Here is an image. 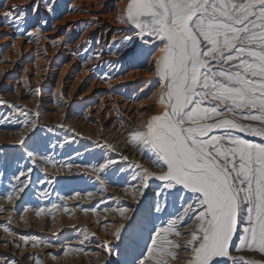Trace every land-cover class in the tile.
Segmentation results:
<instances>
[{"label": "snow or ice", "instance_id": "1", "mask_svg": "<svg viewBox=\"0 0 264 264\" xmlns=\"http://www.w3.org/2000/svg\"><path fill=\"white\" fill-rule=\"evenodd\" d=\"M117 3L122 5L115 8L117 22L133 34L113 35L105 46L107 52L118 61L131 48L133 59H142L151 74L139 92L150 85L154 89L144 97L152 100L151 107L141 104L138 109L140 122L120 125L126 144L151 165L119 154V160L132 170L133 183L124 191L131 193L136 207L119 206V197L109 198L117 207L101 208L105 200L91 208L77 205L85 214L99 209L114 216L108 221L106 215L101 225L110 239L82 228L74 243L17 233L9 215L0 224L5 234L0 247L16 251L0 254V264H23L18 256L32 264H47L40 251L29 249H60V255L49 254L54 264H65L70 253L93 257L88 264H264V0ZM4 6L0 26L12 28L16 38L26 36L27 43H32L48 26L43 17L54 16L58 4L57 0H27L8 7L5 0ZM98 23L94 16L88 26ZM91 43L88 38L79 48L85 54L83 64L96 61L95 67L118 71V63L103 60L104 50L90 53ZM100 78L106 83L120 79L108 73ZM28 82L25 77L24 83ZM28 91L42 96L39 86H29ZM135 102L141 103L140 99ZM4 107L8 111L0 110V123H18L15 131L27 135L14 142L21 155L12 161L0 149V200L11 205V211H19L26 227H32V220L24 216L29 210L37 219L55 220L50 210L73 214L66 204L54 202L53 194L61 202L95 198L92 191L61 196L56 187L61 170L87 176L98 184L97 191L108 192V175L117 160L104 154L99 162L86 164L69 162L72 157L58 158L56 150H63L68 139L45 143L41 138L29 149L27 141L41 129L52 133L53 128L42 124L39 110L0 97V109ZM57 127L75 131L66 122ZM95 144L107 152L116 151L103 137ZM117 171L123 174L125 168ZM29 195L35 205L25 202ZM9 211L0 204V213ZM53 235L58 238L60 233ZM93 238L98 252L88 250Z\"/></svg>", "mask_w": 264, "mask_h": 264}, {"label": "rangeland", "instance_id": "2", "mask_svg": "<svg viewBox=\"0 0 264 264\" xmlns=\"http://www.w3.org/2000/svg\"><path fill=\"white\" fill-rule=\"evenodd\" d=\"M90 1H92L91 5L88 4ZM26 2L27 0H7V6L10 7L12 4H26ZM57 4L58 7L54 16L45 15L43 17L48 20V26L39 35V39H34L32 43H27L28 38L26 36L16 38L12 28L0 26V67L5 66L4 70L7 71L8 77L15 80H24L25 77L28 80H33L35 77H40V79H45L50 82L48 86L56 89L59 80L58 77L62 69L67 68L64 74L66 82H74L75 77L81 74L83 70L89 71V68H92L93 70L90 71L92 74L87 75V77L81 80L78 86L76 85L73 94L74 99L76 100L87 93L95 80H98L102 86L93 89L90 93L88 92L90 99L83 102L86 103L85 106L78 107L82 113L85 112V107L99 105L100 100L110 94L114 95L113 98L119 104V107L123 106L126 102L138 104L135 102L137 99H140L142 102L140 104H146L147 102L149 105H152V100L144 99V97L150 95L151 91L154 90L151 88V85L145 89L144 93L139 92V89L144 86L145 82L151 79V76L146 77L150 72L145 70L147 66L143 63V60H134L132 49L129 48L117 61V58L108 54L105 47L113 35L122 37L133 34L131 28L127 26L122 27L115 18V8L122 5L118 4L117 0H57ZM4 5L5 0H0V24L3 23L2 14L7 10ZM89 16L97 17L99 23L94 27H89V23L93 20V17ZM53 25H55L54 28ZM58 37H62V40L57 39ZM88 38L92 40V43L89 45L90 53L104 50L103 60L112 61L114 64L118 63V71L109 69L107 66L95 67L96 61L88 65L83 64L81 58L85 54L79 52V48L83 45L84 40ZM54 41L55 47L53 46ZM96 41H100V43ZM139 51L140 49L137 48L136 52ZM137 68L140 70H137ZM104 73H108L114 77L119 76L120 79H112L106 83L100 78ZM30 80L29 82L31 83L32 81ZM69 90L70 87H68L67 92ZM0 110L5 113L8 111L6 107ZM0 125L5 128L14 129V131L20 127L18 123L8 121H4ZM1 130L4 131V129ZM41 138H43L45 143L62 142L64 139L70 141L65 145L63 150H56L58 158L62 157L68 160L69 157H72V160H69V162L86 164L99 162V156L104 154L108 158L117 160V164L113 166V170L109 173L108 177L112 179H126L130 178L132 174V170L126 162L119 160L118 156L113 157L115 155L114 152H107V150L97 148L94 140L77 136L72 132H67L55 126L52 133H49L46 129H41L38 135L27 141L29 149L34 148L36 142L41 140ZM3 144L0 146V149H2L4 158L12 161L21 155V150L14 147V143L12 146L7 145V143ZM77 152L80 153L79 156L76 155ZM142 160L150 164L146 157H142ZM121 167L125 168L123 174L117 171ZM57 179L58 183L56 187L61 196L72 195L74 191H92L98 196L102 195V193L97 191L99 186L96 183L90 185L84 180L69 179L64 176H60ZM0 191H3V189L0 188ZM52 200L62 203L55 194H53ZM107 200L108 198L105 199V201ZM25 202L36 204V201L31 195L25 197ZM40 204L46 206L47 202H40ZM96 204L81 206L91 208ZM113 204V202H108L107 206L113 207ZM50 211L52 213L55 212L53 210Z\"/></svg>", "mask_w": 264, "mask_h": 264}, {"label": "bare ground", "instance_id": "3", "mask_svg": "<svg viewBox=\"0 0 264 264\" xmlns=\"http://www.w3.org/2000/svg\"><path fill=\"white\" fill-rule=\"evenodd\" d=\"M91 2L92 1H90L88 4L91 5ZM122 27H125V25H122ZM4 69V65L0 67V97H2L4 100L13 101L16 104L32 111L39 110L42 115L41 122L45 126L54 128L55 126L57 127L61 123L66 122L67 125L75 130L72 133L75 135H77V133L81 134L77 136L86 138L90 137L91 140L94 141H98L102 137L107 139L109 143H113L115 145L116 151L114 152L115 155L113 157H119V154L122 153L124 155H128L130 157V161L142 162L146 166H151L149 163L142 160V156L136 151L134 147L126 144L127 136L125 130L124 128H120L121 124L127 125L129 121L133 124V126L140 122V120L137 118L139 116L138 109L141 108L140 103L134 104L126 102L123 104V106L119 107V104L113 98L114 95L110 94L102 98L99 105L85 107V112L82 113L78 107L85 106L86 103L83 102L90 99V91L96 89L97 87H101L102 85L98 80H95L88 91L89 93L87 92L83 94L76 100L73 97L74 89L76 88V85H79L83 78L87 77V75L89 76V74H92V72L83 70L81 74L75 77L74 82H66L64 79V74L67 68H64L58 77L59 80L56 89H53L51 86H48L50 85L49 81L40 79V77H35L33 80L29 79L32 82H28L26 85L24 80H15L9 78L7 71ZM150 76L151 75L149 74L146 77ZM29 86L31 88H36L39 86L42 89V96H33L31 93H29ZM68 87H70V90L67 92ZM143 105L151 107V105H149L147 102L146 104L143 103ZM118 128L119 130H117ZM1 129H4V131ZM21 135H27V133L23 130L17 132L14 131V129L5 128L0 125V146L4 145L3 143H7V145L12 146ZM48 167L51 171V166ZM63 172L64 170H61V174H59L57 178L64 176L68 177L69 179L75 178L76 180H84L90 185L95 184V182L89 179L87 176L63 174ZM108 179L110 181L108 192L103 193L100 196L96 194L94 199L80 198L63 201L62 203L67 205L69 212L73 213L71 216H69L67 212H64L63 209H59L53 210L55 211L53 212V214L56 216L55 220H51L47 217L43 219H37L33 215L32 211L29 210L28 213L24 214V216L26 219L32 220V227L30 228L26 227L20 220L19 211H11L12 206L0 200V204H3L5 208L10 210L9 212L0 213V224L5 223L8 219V216L11 215L13 218V223L11 226L17 233L24 235H36L42 239L53 240L57 243H67L69 241L73 243L76 242L78 240L79 231L82 228H87L92 232H96L100 239H110V236L101 225L103 222H105L106 215L108 217V221H111L114 214H106L99 209L96 213L88 212L85 214L79 207H77V205L91 206L97 203L98 200H105L106 198H108V200L106 201V204H102L100 206L101 208L107 206L108 202H113V207H117V202L109 199L110 197H119V206L136 207L131 193H126L124 191V188L128 184L132 183L130 179H112L111 177H108ZM17 204L19 205V202H17ZM116 218L118 219V217ZM73 224L76 225V228L71 227ZM61 228L63 229L62 231ZM56 232L60 233L58 238L53 235V233ZM4 235L3 229L0 228V237ZM88 250L90 252L100 251V249L97 247V241L95 238H93V242L88 245ZM14 251L16 250L11 246L8 249L0 247V254L7 255L9 252ZM29 251H40L41 255H44L45 259L47 260V264H54L49 254L60 255L61 250L29 249ZM16 258L21 260L23 264H32L30 260H25L23 256H18ZM92 259L94 258L91 256H84L83 254H71L65 258V264H88V262ZM112 259L115 260L118 258L113 257Z\"/></svg>", "mask_w": 264, "mask_h": 264}]
</instances>
